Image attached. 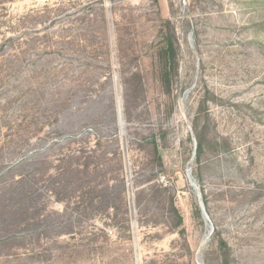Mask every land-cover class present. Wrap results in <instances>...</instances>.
<instances>
[{
    "label": "rangeland",
    "instance_id": "374dc122",
    "mask_svg": "<svg viewBox=\"0 0 264 264\" xmlns=\"http://www.w3.org/2000/svg\"><path fill=\"white\" fill-rule=\"evenodd\" d=\"M2 2L0 264H220L219 239L229 264H264V0ZM87 156L93 184L124 182L117 223L51 191Z\"/></svg>",
    "mask_w": 264,
    "mask_h": 264
},
{
    "label": "trees",
    "instance_id": "16d2710c",
    "mask_svg": "<svg viewBox=\"0 0 264 264\" xmlns=\"http://www.w3.org/2000/svg\"><path fill=\"white\" fill-rule=\"evenodd\" d=\"M5 1H12V0H3ZM2 2V3H3ZM166 25L168 27V34L164 36L163 43L158 51V57L160 66L162 69V82L166 89H170L171 79L173 78V75H175L178 71V52H179V46L176 41V33L171 26L170 21L166 22ZM152 146L155 155H157L158 160L161 162V156H160V150L159 146L157 144L156 139L152 140ZM204 151V146L201 141V139H198V149H197V155L198 159L201 157L202 153ZM104 156V155H103ZM86 162L82 165V169H76V174L78 176V180L74 185H70L69 182H63L62 179H64L65 173H62L59 176L60 182L54 184L51 188V191L56 196L57 201L65 202L66 200H71L72 197L76 195H80V198L82 199V202H85L88 200V203L84 205L83 211L86 214H101L105 215L107 218L112 219L113 222L117 223L119 216L122 214L127 215L128 214V203L126 201L125 197V185L123 181L121 184L123 185V189H118L117 186H114L110 188L109 184L104 180L102 183H98V185L93 184L92 182L94 179L91 177L98 175V172L101 171L98 163H96V156H87L84 158ZM162 163V162H161ZM160 163V164H161ZM94 166L93 170H90V167ZM57 180V181H58ZM67 184V185H65ZM24 195V194H23ZM21 196L24 198L25 202H22V207L20 208V212L23 215H27V217L31 218V208H33V204H30L31 201L29 199V195L27 196ZM84 204V203H81ZM68 208L70 207L67 205ZM172 212L174 213V218L177 220L174 224V230L178 229L183 225V219L182 216L179 214L178 210L174 207V204L171 203ZM54 215H58L56 213H52ZM66 214H68V211L63 213L62 215H58V218H65ZM34 221V219H33ZM55 223V222H54ZM53 221L51 220V216L45 218L44 222L42 223L43 227L45 229H53L56 230L57 225H55ZM32 226L31 221L28 222V228L30 229ZM64 231V230H63ZM66 233L67 230L65 231ZM60 232L61 235L62 233ZM218 251L222 253V260L220 264H229L230 260V251L228 248V245L225 241L222 239H219L218 242Z\"/></svg>",
    "mask_w": 264,
    "mask_h": 264
},
{
    "label": "water",
    "instance_id": "95a60500",
    "mask_svg": "<svg viewBox=\"0 0 264 264\" xmlns=\"http://www.w3.org/2000/svg\"><path fill=\"white\" fill-rule=\"evenodd\" d=\"M203 214L207 217V213L203 207H201Z\"/></svg>",
    "mask_w": 264,
    "mask_h": 264
}]
</instances>
